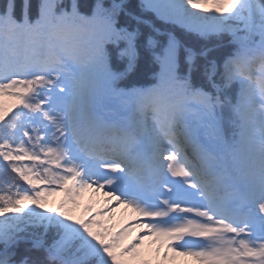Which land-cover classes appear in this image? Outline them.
Instances as JSON below:
<instances>
[{
    "label": "snow or ice",
    "instance_id": "obj_1",
    "mask_svg": "<svg viewBox=\"0 0 264 264\" xmlns=\"http://www.w3.org/2000/svg\"><path fill=\"white\" fill-rule=\"evenodd\" d=\"M80 8L0 7V264H264V0Z\"/></svg>",
    "mask_w": 264,
    "mask_h": 264
},
{
    "label": "trees",
    "instance_id": "obj_2",
    "mask_svg": "<svg viewBox=\"0 0 264 264\" xmlns=\"http://www.w3.org/2000/svg\"><path fill=\"white\" fill-rule=\"evenodd\" d=\"M35 2V0H34ZM94 2V0H80V4H81V12L85 13V14H89L90 12V5ZM4 4V0H0V7H2ZM153 71V69L151 68V66H149L146 63H141L140 65V69H139V74L137 76L133 77L132 82L133 83H145L151 72ZM228 116V112L227 110H225V117L227 118ZM227 135L230 137L231 136V129H229L227 131ZM89 198L93 201V202H98L100 195L99 194H92L89 193ZM125 214L124 209L122 208H117L115 213H114V218L111 221L112 225L116 228L117 231H119V229L121 228V217Z\"/></svg>",
    "mask_w": 264,
    "mask_h": 264
},
{
    "label": "rangeland",
    "instance_id": "obj_3",
    "mask_svg": "<svg viewBox=\"0 0 264 264\" xmlns=\"http://www.w3.org/2000/svg\"><path fill=\"white\" fill-rule=\"evenodd\" d=\"M100 197H101V196H100ZM60 199H61L60 196L52 197V200H54V201L57 202V203L60 201ZM102 200H103V197H102L101 199H99L98 203H95V202H93V201L89 198V194H88V193H85V194H84V199H83V202H82V203H84V204L92 203V204L95 205V207H96V209H97L98 211H102L103 208H102L101 204L99 203V202L102 201ZM122 221H123V223L125 222V223L123 224L124 226H125V224H126V221H127V222H130V221H128L127 216H124V217L122 218ZM104 222H105L108 226H112L109 220L105 219ZM145 248H147V245L145 246ZM177 264H181V262L178 261ZM188 264H192V262L189 261Z\"/></svg>",
    "mask_w": 264,
    "mask_h": 264
}]
</instances>
